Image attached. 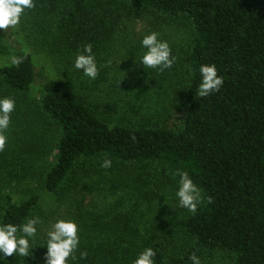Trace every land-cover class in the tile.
I'll return each instance as SVG.
<instances>
[{"label": "trees", "instance_id": "1", "mask_svg": "<svg viewBox=\"0 0 264 264\" xmlns=\"http://www.w3.org/2000/svg\"><path fill=\"white\" fill-rule=\"evenodd\" d=\"M88 2L87 11L82 4L79 7L81 16L86 15L83 22L76 10H70L66 22L74 35L79 30L75 41L67 39L76 50L86 42L92 44L106 27V16L115 12L118 17L139 11L161 20L190 21L193 41L185 53L189 80L175 92L166 90L173 121L110 122L62 76L43 77L36 97L33 88L39 73L34 55L16 51L0 63V93L24 106L25 131L33 138L25 139L29 151L41 146L49 150L46 157L57 150L47 164L38 165L40 153L28 157L25 172L18 169L17 175L59 193L74 184L80 166L91 170L105 158L156 175L172 186L178 183L177 171H187L201 193L196 211L187 209L181 221L187 245L181 255L168 259L159 223L143 239L144 249L156 251L155 264H192L193 254L201 264H264V0ZM49 3L34 0V7L46 9ZM103 9L106 16L99 20L97 14ZM202 64H215L223 78L219 90L206 96L198 93ZM39 201L37 194H3L0 223L19 225L37 217ZM33 252L35 259L14 253L3 264H37V260L43 264V249L35 246ZM81 253L83 264L94 263V250Z\"/></svg>", "mask_w": 264, "mask_h": 264}, {"label": "rangeland", "instance_id": "2", "mask_svg": "<svg viewBox=\"0 0 264 264\" xmlns=\"http://www.w3.org/2000/svg\"><path fill=\"white\" fill-rule=\"evenodd\" d=\"M88 1L50 0L46 9L42 6L26 9L18 25L0 30V63L16 51L31 52L39 73L33 88L34 96H40L43 77L62 76L69 78L77 95L84 97L110 122L129 125L172 123L166 90L173 88L175 92L189 80L185 53L193 41L190 21L186 18L161 20L139 11L119 17L115 12L110 17L103 9L97 17L102 20L105 13L108 17L106 27L100 29L92 44L89 43L99 73L95 79H89L73 67L75 55L84 45L76 50L74 43L68 42L67 39L75 41L78 38L79 30L74 35L66 24L70 10H76L82 17L79 7L82 4L87 11ZM152 31L168 42L175 57L171 68L160 70L140 65V56L145 51L140 40ZM172 94L171 97L175 93ZM0 97L5 96L0 93ZM19 104L15 102L9 127L4 130L7 139L0 150V159L5 157L0 160V199L8 192L17 197L40 196L37 213L40 223L34 246L46 252V247L40 245L46 244V233L55 221L72 219L78 224L80 243L68 258L69 264H83L80 254L84 250L95 251L93 264H132L144 249L143 239L147 233L162 223L160 232L165 240L167 258L181 255L187 245L181 228L187 209L179 206L178 183L172 186L156 175L114 160L109 168L99 165L88 170L80 166L74 184L59 193L46 191L31 177L18 176V169L21 174L25 172L24 163L28 157H37L36 153H40L37 157L39 165L50 163L57 155V150L52 149L45 157L49 150L44 151L41 146L29 151V140L33 138L25 131L24 106ZM26 138H29L28 142ZM8 152L12 154L10 158L6 156Z\"/></svg>", "mask_w": 264, "mask_h": 264}, {"label": "clouds", "instance_id": "3", "mask_svg": "<svg viewBox=\"0 0 264 264\" xmlns=\"http://www.w3.org/2000/svg\"><path fill=\"white\" fill-rule=\"evenodd\" d=\"M34 7V0H0V30L15 27L20 23L21 16L26 9ZM141 47L145 50L140 56V65L147 68L160 70L171 68L175 57L167 41L159 39V34L152 31L143 35L140 40ZM73 67L82 71L89 79H95L99 73V67L91 44L83 46L74 58ZM201 81L198 85L200 96H206L211 92L218 91L223 83V78L218 75L215 64H202L199 67ZM15 100L11 97H0V150L5 146L7 137L4 130L9 127L10 114L14 111ZM111 160L105 158L102 167L109 168ZM179 176L176 196L179 206L195 212L201 201L200 189L194 183L187 171H177ZM39 217H32L19 225L14 223H0V264L5 258L17 254L22 257H33L34 238L37 234ZM43 264H69L68 258L77 249L80 243L78 224L72 219L60 218L46 233ZM83 255V254H82ZM156 251L152 247L143 249L133 260L132 264H155ZM192 264H201L196 255L189 258ZM37 264H41L37 260Z\"/></svg>", "mask_w": 264, "mask_h": 264}]
</instances>
